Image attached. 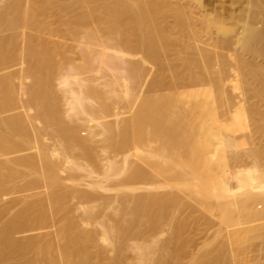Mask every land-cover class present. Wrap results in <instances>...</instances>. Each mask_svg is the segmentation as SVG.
Returning <instances> with one entry per match:
<instances>
[{"label": "bare ground", "instance_id": "obj_1", "mask_svg": "<svg viewBox=\"0 0 264 264\" xmlns=\"http://www.w3.org/2000/svg\"><path fill=\"white\" fill-rule=\"evenodd\" d=\"M175 1L0 0V264H238L245 244L263 238L264 161L257 162L250 127L264 138V105L250 100L254 76L243 73L255 66L254 75L264 74L250 55L264 53V17L262 27L253 21V6L264 14V3L253 0L255 13H244L254 16L240 31L234 20L235 30L222 23L220 33L214 9L218 23L210 12L199 15L219 34L240 32L230 43L213 39L224 42L214 41L218 49L237 45L227 48L225 65L208 46L215 29L203 32L208 44L177 35L199 23L202 0H191L200 5L194 10ZM132 50L152 58L161 84L170 78L174 90L146 92L144 75L153 71L144 73ZM140 180L151 187L132 193ZM175 189L202 206L213 227L217 218L218 242L194 240L196 224L187 236L197 207ZM12 191L22 193L3 202Z\"/></svg>", "mask_w": 264, "mask_h": 264}, {"label": "rangeland", "instance_id": "obj_2", "mask_svg": "<svg viewBox=\"0 0 264 264\" xmlns=\"http://www.w3.org/2000/svg\"><path fill=\"white\" fill-rule=\"evenodd\" d=\"M171 1H175V0H171ZM183 1H184V2H183ZM231 1H232V0H202L203 3H201V8H200V5L198 6V3H195V2L192 1L193 4H191V0H190V1H189V0H182V2H183L184 4L187 2V6H188V7L193 5L191 8L195 7L196 4H197V6L200 8V10H199L198 12H197L196 10H195V11H196V13L198 14V17H199V15H200V16H202V18L199 17V23H196V25L194 24V25H195V28L198 27V29H199V27H203V29H202V28H200V29H202V30L208 29V30H206V31H202V30H201V32H200L198 29L195 30V28H194V29H193V28L191 29V27H190V29L187 28V30L192 31V32H190V33H191V37L188 36V35L190 34L189 32H188V33H189V34H188V33H185V32H187V31H183V30H182L183 32H179L177 35H178L182 40H187V38H188V40L190 41V38H193V39H191L192 42H194L195 40H197V39H195L194 37H197L198 40H200L201 36H202V38H203V36H204V38H205V42H207V44L209 43V42H208L209 40H210V41H213V39H216V38H220V40H221V38H227V39H228L227 42L230 43L229 38H231V41H232V40H234L235 38H238V37H239L238 35H237V37H236L234 34H235V33L237 34V33L240 31V30H239V28H240L239 26H240V24H242V22L246 21V20H244V19L247 17L246 19H247V21H248V19H251V17L254 16V14H253V16H251V17L247 15V14L250 13L249 10H251V9H253V8H254V10L256 11V13L253 12L254 10L251 11V13H252V12L255 13V16H254V17H255V20H254V18H253V21H254V22L256 21V22L259 24V25L256 24V26H259V27H260V26H261V27L263 26V25H261V24L264 23V21H263L262 23H259V21H262V20H263V18H260V17H264V14L259 13V12H258L259 10H256V9H255V6H253V8H250V4L253 3V0H240V1H239V0H234L235 2L232 1V3L229 4V2H231ZM238 1H239V2H238ZM249 1H252V2H251V3H245V2H249ZM255 1H256V0H255ZM175 2H177V3H182L181 0H176ZM236 2H237L238 4H237ZM241 2H242V3H241ZM243 2H244V3H243ZM234 3H235V4H234ZM261 3H264V0H263L262 2L260 1V3H259L258 0H257L256 5H259V4H261ZM236 4H237V5H236ZM242 4H243V5H242ZM245 4H246V5H245ZM253 4H255V3H253ZM223 5H224V7H222ZM226 5H227V7H225ZM229 5H230V6H229ZM231 5H234V7L232 6V7H233V8H232ZM261 5H262V4H261ZM261 5H260V7H261L262 9L260 8V11H261V12H264V11H262V10L264 9V8H263L264 5H262V6H261ZM185 6H186V5H185ZM197 6H196V7H197ZM213 6H214V8H213ZM219 6H220V7H219ZM237 6H238V7H237ZM240 6H241L242 8H241ZM243 6H244V7L246 6L245 9H243V8H244ZM247 6H248V7H247ZM198 7H197V8H198ZM215 7H216V8H215ZM239 7H240V8H239ZM251 7H252V6H251ZM256 7H257V6H256ZM191 8H190V9H191ZM197 8H195V9H197ZM217 8H218V9H217ZM221 8L223 9V12H222L221 15H220V12L222 11ZM224 8H227V9H224ZM247 8H248V10H247ZM258 8H259V7H258ZM208 9H209V10H208ZM212 9L215 10V11H214L215 14H217V13H218V14H217V15L213 14V10H212ZM216 9H217L218 11H216ZM219 9H220V11H219ZM233 9H234V11H233ZM235 9H236V10H235ZM238 9H240V10H239L240 12H238L239 15H238L237 12H236V11H238ZM191 10H192V9H191ZM193 10H194V8H193ZM193 10H192V11H193ZM225 10H226V11H225ZM231 10H232V12H231ZM245 10H247V14H245V13H246ZM195 11H194V12H195ZM200 11H201V12H200ZM204 11H205V12H204ZM248 11H249V12H248ZM199 12H200L201 14H199ZM209 12H210V13H209ZM228 12H230V13H228ZM244 12H245V13H244ZM257 12H258L260 15L257 14ZM204 13H205V14H204ZM208 13H209V17H212L211 19L208 17L210 20H212L213 17H214V20L211 21L212 23H213L215 20H217V18L219 17L218 22H221V23L218 25V24H217L218 22L215 21V22H217V23L214 24V25H218L217 27H216V26H215V27L220 31V33H221L222 30L219 29V26H221L222 23L224 24V26H226V24H228V25L231 27V29H233V27H235V25H236V22H235V21H241V23H240V22H237V25H238V29H237V30H239V31L235 32L234 34H233L234 31L231 32V34L234 35L235 38H234L231 34H229L230 31L225 32V33H228V36H225L224 34H223V35H222V34H219V31H217L216 28H213L214 26H213L212 28H209V27H211V24L209 25V24H208L209 22H208V23H207V22L204 23L205 20H206V18H207L206 15H207ZM224 13H225V14H224ZM227 13H228V15H226ZM251 13H250V14H251ZM197 14L194 13L195 16H196ZM203 14H204V16H203ZM210 14H211V16H210ZM230 14H232V15H230ZM234 14H235V15H234ZM256 14H257V16H256ZM212 15L217 16V18H215V16H212ZM218 15H219V16H218ZM222 15H223L224 17H223ZM225 15H226V16H225ZM236 15H237V17H236ZM244 15H245V16H244ZM220 16H221L223 19L220 20V18H221ZM204 17H205V20L201 23V22H200V18H201V20H203ZM229 17H230V18H229ZM244 17H245V18H244ZM249 17H250V18H249ZM208 18H207V19H208ZM228 18H229V19H228ZM258 18L261 19V20H259ZM173 19H174V18H172V20H171V18H170L171 21H173ZM193 19H194V22H195V18H193ZM193 19H192V20H193ZM225 19H226V20H225ZM227 19H228V20H227ZM230 19H231V20H230ZM239 19H240V20H239ZM219 20H220V21H219ZM234 20H235V21H234ZM251 20H252V19H251ZM222 21H223V22H222ZM249 21H250V20H249ZM173 22H174V21H173ZM192 22H193V21H192ZM192 22H191V23H192ZM194 22H193V23H194ZM197 22H198V21H197ZM215 22H214V23H215ZM233 22H234V23H233ZM251 22H252V21H251ZM251 22H250V23H251ZM256 22H255V23H256ZM193 23H192L190 26L193 27V26H194ZM233 24H235V25H233ZM253 24H254V23H253ZM200 25H201V26H200ZM203 25H204V26H203ZM212 25H213V24H212ZM254 25H255V24H254ZM206 26H207V27H206ZM204 27H205V29H204ZM227 27H228V26H227ZM227 27H226V28H227ZM230 27H229V28H230ZM263 28H264V26H263ZM263 28H261V29L264 31ZM209 29L213 30V31H211V32H214V31L216 30V31L214 32V34L217 35V36H213V34H212V36H211V34L208 33V34H207L208 36L205 34V35L207 36V38H206V36L203 35V32H204V33H207L208 31L210 32ZM214 29H215V30H214ZM185 30H186V29H185ZM233 30H235V29H233ZM241 30H242V29H241ZM198 31H199L201 34H198V35H197V32H198ZM231 31H232V30H231ZM216 32H217V33H216ZM239 33H240V32H239ZM1 34H4V33H3V32H0V35H1ZM187 34H188V35H187ZM209 34H210V35H209ZM218 34L221 35L222 37H221V36H218ZM194 35H195V36H194ZM196 35H197V36H196ZM200 35H201V36H200ZM226 35H227V34H226ZM229 35H231V36H229ZM239 35H240V34H239ZM199 36H200V37H199ZM210 36H211V39H212V40L209 39ZM212 37H213V38H212ZM214 37H216V38H214ZM228 37H229V38H228ZM232 37H233V39H232ZM204 38H203V39H204ZM207 39H209V40H207ZM263 39H264V33L262 34L261 38L259 39L260 41H259V40H258L259 42L257 41V42H258V45H259V43H260L261 47H263V45H264V43H263V42H264ZM220 40H219V42H218V40H214V41H216V43H217V42H218V43H221ZM202 41H203V45H204V44H205V43H204V40H202ZM214 41L212 42V43H213L212 45H211V42H210V45L208 44V46H211V48H212V47H213V48L215 47V49H214L212 52H214L215 55L218 53V54H217V55H218V59H219V60L224 59V60H221V62H222V61L225 62L224 64L226 65V64L228 63V61H227V57L224 56V55H227V52H228L227 48H229V49L231 50V48L229 47L230 45L233 46V47H234V46L236 47L237 45H232L233 42H231L232 44L229 45V44L226 42L229 46H228L227 48H224L226 44H224V45H223L224 47H223L221 44H223L224 42H222V43L220 44L221 46H219L220 49H218V46H216V44H215ZM222 41H226V39H225V40L223 39ZM235 41H237V40H235ZM261 41H263V42H262L263 44L261 43ZM257 42H256V43H257ZM71 43H72V42H71ZM218 43H217V45H218ZM234 43H236V42H234ZM256 43H255L254 46L257 48L258 45L256 46ZM201 44H202V43H201ZM214 45H215V46H214ZM254 46H253V49H251V50H253V51L249 50V51L247 52V50H245V52H247V55H248V56H246V53H245L244 51H243V52H244L245 54H243V52H242V56H244V58H245V56H246V57H248V59H249V60L246 59V60H247L246 62H248V63H247V66L249 65V61L251 60V59H250L251 57H252V60H251L252 63H253L254 58L256 59V61H258V64H261V65H262V62L264 63V61L262 60V59H263L262 56H264V53H263V55H262V53H259L261 50L254 49ZM233 47H232V48H233ZM235 47H234V48H235ZM258 47H259V46H258ZM234 48H233V49H234ZM224 49L227 50L225 54H223V52H222V51H225ZM263 49H264V47H263ZM211 50H212V49H211ZM230 50H229V51H230ZM256 50H258V52H256V54H253V56H252V54L249 53V52L252 53V52H254V51H256ZM132 51H133V52H132L131 57L128 55L131 59H132V58H137V57H138V59H139V57H141V56H140L141 54H139V53L137 52V53H136L137 55H136V54L134 53V50H132ZM135 51H136V50H135ZM137 51H138V50H137ZM218 51H221L222 54H221V53L219 54ZM262 51H263V50H262ZM262 51H261V52H262ZM139 52H140V51H139ZM130 53H131V52H130ZM140 53H143V52H140ZM254 53H255V52H254ZM258 53L261 55V58H262V59L260 58L261 61L258 59V57H259V54H258ZM145 54H146V53H145ZM145 54L143 53V56H142L139 60H140L141 62L143 61L146 65L149 64V65H148L149 67H148V66L146 67L145 64H143V65H142V66H143V71H144V73H146L147 70H148V72H149V71H150V72L153 71L152 74H151V73H148V75L150 74V77L147 75V73H146V75H144V76L147 78L146 82H148V83L145 84V86H146L145 91H146V92H149V91H154L153 89H156V91H157V92L155 91V92H156V95H154L155 92H154V93L152 92V93H153L152 95H153L154 97H157L158 95L163 94V93H169V92L173 91V90H174V87L176 86L175 83L172 82V81L170 80V78H168V80H167L168 82L166 83V85H162L161 82L159 81V76H158V74H157V72H158V71H157L158 67H157L156 62H155L152 58H151L149 61H147L150 57H148V56L145 55ZM249 54L251 55V57L249 56ZM133 55H135V56L133 57ZM219 55H220V56H219ZM221 55H222V57H221ZM257 55H258V57H255V56H257ZM76 56H79V55L76 54ZM146 57H147V58H146ZM220 57H221V59H220ZM249 57H250V58H249ZM253 57H254V58H253ZM130 58H128V59H130ZM145 58H146V61L144 60ZM133 60H134V59H133ZM143 62H142V63H143ZM254 62H255V61H254ZM255 63H256V66H258V67L260 66V68H259L260 70H263V71H264V65H263V68H262L261 65H257V62H255ZM150 64H151V65H150ZM228 64H229V63H228ZM250 64H251V63H250ZM154 65H156V67H155ZM225 65H224V66H225ZM242 65H246V64H242ZM242 65H239V66H240V67H239V68H240V71H242V69L244 68V67L242 68ZM251 65H253V64H251ZM150 66H151V67H150ZM253 66H254V65H253ZM228 67H229V65H228ZM250 67H251V66H250ZM225 68L228 69L226 66H225ZM241 68H242V69H241ZM247 68H249V66L246 67V69H247ZM256 68H257V67H256ZM256 68H255V66H254V68L251 67L252 70H255V71H253V72H252L251 69L249 68L250 70H247V71H248V72L250 71V72H249V73H245L246 75L243 73V77L246 76L245 78H247V76H249L250 78H251L252 76L255 77V78L252 77L253 80L248 79V78H249V77H248L247 79L250 81L249 83L246 82L247 80H244L243 82L248 83V84H249L248 86H250V88H252V90H250V88H246V89H249V90H250V91L247 90V92L250 94V95H249V96H250V100H253L252 103L254 102V104H256V106H260V105H264V103H262V102H264V100H263L264 97L262 96V95H263V91H264V90H263L264 87L262 86V84H263L262 82H264V74H263V77H262V78H261V76H260V75H262V74H260L259 71H257V72L259 73V75H257V76L254 75V74H257V73H256ZM261 68H262V69H261ZM150 69H151V70H150ZM194 69H195V70L193 71V73L195 74V73H197V71H198L199 69H198V68H194ZM154 71H155V72H154ZM242 72H244V71H242ZM245 72H246V70H245ZM254 72H255V73H254ZM261 73H262V72H261ZM95 74H96V73H95ZM142 74H143V73H142ZM155 74H157V75H155ZM248 74H249V75H248ZM250 74H251V75L253 74V75L250 76ZM92 75H94V73H93ZM153 75H154L155 77H153ZM151 77L154 78L153 80H154L155 83L153 82V80H152ZM146 78H145V79H146ZM245 78H244V79H245ZM143 80H144V79H143ZM141 81H142V79H141ZM259 81L261 82L260 86H262L263 88L260 87V86H258L259 84L256 85V86L261 88V89H260L261 92L259 91V89H258L257 87H256L257 89L255 90V87H254L255 84H257V82H259ZM151 82H152L153 85H152V88L150 89V87H151ZM253 82H256V83H254V85H251L250 83L253 84ZM246 83H245V86H244V87H246ZM139 84H140V83H139ZM147 85H148V86H147ZM149 86H150V87H149ZM154 86H155V87H154ZM164 86H165V87H164ZM172 88H173V89H172ZM138 89H139V88H138ZM147 89H148V90H147ZM163 89H164V90H163ZM170 89H171V90H170ZM158 92H159V93H158ZM258 92H259V93H258ZM150 93H151V92H150ZM251 95H252L253 99L251 98ZM254 96H255V98H256V96L261 97L260 99L262 100V102H260V101L258 100V98H257L258 101H257V100H254V99H255ZM262 97H263V98H262ZM255 101H256V102H255ZM258 104H259V105H258ZM260 107H261V108H260ZM260 107H258V108L262 111L261 115H262V114L264 115V113H263V108H264V106H260ZM128 109H129V108H128ZM261 111H260V112H261ZM126 114H127L129 117L131 116V113H130V112H127ZM127 115H126V116H127ZM263 115H262V117H263ZM259 116H260V114H259ZM260 119L262 120L261 117H260ZM263 119H264V118H263ZM261 120H260V122H261ZM262 121H263V120H262ZM250 122H251V121H250ZM250 122H249V124H251ZM261 123H262V122H261ZM251 129H252V133H251V135H252V139H253L254 143L257 142V145H258V146L255 145V149H254V153H255L256 155H258V157H257V160H258V161H257V160H256V161H257L258 163L260 162L259 164H261V160L264 161V159H263V158H264V157H263V154H264V138L261 137V135H259L260 133L254 132V131H255V130H254V126L250 127V130H251ZM44 131H45V130H44ZM85 132H86V130H84V131L82 130L81 133H82V134L84 133V136H86L87 134H86ZM253 132H254L255 134H254ZM45 133H46V132H45ZM46 135H47V134H46ZM47 137L49 138L50 136H45V134H44V138H46V140H45L44 138H43V139L45 140V142H47L48 140H50L49 142H51V139H52V138L50 137L51 139L49 138V139L47 140ZM257 137H258V138H257ZM260 137H261V138H260ZM254 139H255V140H254ZM259 140H260V141H259ZM47 143H48V142H47ZM51 143H52V142H51ZM259 143H260V144H259ZM255 144H256V143H255ZM208 145L212 146V144H208ZM256 146H257V148H256ZM258 151H259V152H258ZM256 152H258L260 155H262V158H261L260 155H259L258 153H256ZM254 153H253V154H254ZM261 153H262V154H261ZM253 156H254V155H253ZM255 157H256V156H255ZM255 157H254V158H255ZM259 157H260V160H259ZM244 158H246V162H247V164H248V163H252V161H253V159H251L250 157H247L246 155L244 156ZM254 160H255V159H254ZM138 162L140 163V162H142V161H141V160H137L136 163H138ZM214 162H219V161H218L217 159H215ZM246 162H245V163H246ZM253 162H254V161H253ZM139 163H138V164H139ZM142 163H144V162H142ZM262 163H263V162H262ZM145 164H146V165H145ZM145 164H142V166H144V168H145L147 171L150 170V172L153 173L152 169L149 168V167L147 166V163H146V162H145ZM250 165H252V164H250ZM261 165L264 166V163L261 164ZM22 168H23V167H21V169H22ZM148 179H150V178H148ZM151 179H152V177H151ZM144 180H145V179H144ZM144 180H140V181L138 182V185H139V184L141 185V186L139 185L140 188H141V187H144V189H143V188L140 189L139 186L136 185L137 183H136V182H133L132 185L135 184L136 187H135V186H134V187H135L136 189L134 190V189L132 188L133 186L131 185L132 187H130V188L128 189V192H129V190L132 188V190H130L132 193H133V191H134V192H135L134 194H141L142 192L144 193V192L148 191L147 189H148V187H151V185H152L151 183H154V182H155L154 184L156 185V181H155L156 178H154V177H153L154 182H153V180H151V183H149V184H151V185H147V183H146L147 181L145 182ZM146 180H147V179H146ZM141 181H142V182H141ZM149 181H150V180H149ZM21 182H22V181H21ZM144 182L146 183V187H147V188L145 187V183H144ZM22 183H23V182H22ZM41 188H42V187H41ZM41 188H40V189H41ZM37 189H38V190H36V192H37V191H38V192H41V191L44 190V188H43V190H41V191L39 190V188H37ZM136 190H137V191H136ZM160 190H164V189H160ZM175 190H177V189H175ZM33 191H34V190H33ZM140 191H141V192H140ZM177 191L179 192L180 195L184 196V193H183V192L180 193V192H181L180 190H177ZM198 191L201 192L200 190H198ZM131 192H130V193H131ZM21 193H22V192H21ZM21 193H20V192H17V193H16V192L12 191L11 194L9 193V195H6V196L4 197L5 199H6V198H7V199L5 200V199L3 198L2 201H3V202H6L7 200H10V199H12V198H15V196H19ZM23 193H25V192H23ZM15 194H16V195H15ZM17 194H18V195H17ZM8 197H9V198H8ZM184 197H186V196H184ZM186 199L188 200L187 197H186ZM2 201H1V203L3 204ZM189 201L191 202L192 200L189 199L188 202H189ZM190 204H191V209H192V211H193V209L195 208V205H196L197 208L195 209L194 212H195V215H197V214H198V215L196 216L197 219L195 218V215H194V216L192 215L193 217L190 216V220H189V221H190V223H191V222H192V223L190 224V227H189V229H187V231L189 230V231L193 232V229H192V228H193V226H195V224H196V226H195L194 230L197 229L198 227H199V229H198V231H197L198 233H196V234H195L196 231L194 232V234L191 233V232H190L191 234H189V231H188V235H187V236H189V235L191 236L192 234H193L192 237H193V236H196V235L199 236V237L196 236V239H194V240H197V238H199L200 241H202V242H200V241L198 240V243L200 242L201 244H202L203 241L206 240V239H209V240H211V241L214 240V241H213V244L216 243V242H218L219 240L216 239V241H215L214 237L219 238V235L221 236L222 233L219 234V235H217V233H216V232H218V231H216V228H218V225H217V224H218V220H217V218H216V217L213 218V221L215 222V223L213 222V224H214V227H213V226H212V223L210 224V222H209L208 220H206V216H205V214H203L204 212L207 213V211H206L205 209H203L202 206H200V205H198L197 203H195L194 201H192V203H190ZM192 206H193L194 208H193ZM189 208H190V207H189ZM191 209H186V211H187V212H188V210L191 211ZM196 210H197L198 212H196ZM191 213H192V212H191ZM201 216H202L203 219H201ZM191 218H192V219H191ZM193 218H195V219H194L195 221L193 220ZM198 218H199V219H198ZM215 219H216V220H215ZM197 220H199V221H197ZM196 221H197V223H196ZM201 221H202V222H201ZM198 222H199V223H198ZM200 222H201V223H200ZM203 222H204V223H203ZM216 223H217V224H216ZM192 224H194V225L192 226ZM198 224H199V226H198ZM203 225H205V226L203 227ZM164 226H165V225H164ZM191 227H192V228H191ZM165 228H166V227H165ZM201 228H203V230H201ZM50 229L53 230V227H51ZM210 230H211V231H210ZM217 230H218V229H217ZM187 231H186V233H187ZM202 231L205 232L204 235H205V237H207V238H201L202 236H204ZM200 232H202V234H201ZM186 233H185V234H186ZM198 234H199V235H198ZM207 234H209V236H208ZM223 234H224V232H223ZM200 235H201V237H200ZM215 235H216V236H215ZM167 236H168V234H166V232H165V233L162 235V238H163V237H167ZM190 236H189V237H190ZM185 237H186V236H185ZM209 237H210V238H209ZM221 237H223V236H221ZM221 237H220V238H221ZM224 237H225V236H224ZM190 238H191V237H190ZM194 238H195V237H194ZM212 238H213V239H212ZM224 239H225V238H224ZM259 239H260V240H259ZM220 240H222V239H220ZM251 241H252V244L254 243V245L251 244L253 247H252L251 245L249 246V245L245 244V245L247 246V248H243L242 251H241V252L244 253V254L240 255V257H242V258H241L242 260H240V261H241V264H257L256 261H257V258L259 257V255L256 256V253H257V254H258V253H259V254L264 253V250H263V249H264V236H263V238L259 236V237H257V238H254V239L251 240ZM190 242H191V241H190ZM191 243H192V242H191ZM191 243H189V244H190V249H191V248L193 249L194 247H193V245L191 246ZM195 243H196V242H195ZM192 244H193V243H192ZM201 244H200V245H201ZM195 245H196V244H195ZM198 245H199V244H197L196 247H199V246H200V245H199V246H198ZM246 246H245V247H246ZM257 247H258V248H257ZM204 248H205V247H202V246H201L200 249H201V250H204ZM251 248H253V249L255 248V249H254L255 251H254L253 249H251ZM262 248H263V249H262ZM188 249H189V248H188ZM190 249H189V250H190ZM198 249H199V248H197L196 250H195V249H193V250L197 251ZM249 249H250V250H249ZM257 249H258V250H257ZM261 249H262L263 252H261ZM253 251H254V252H253ZM187 253H188V252H187ZM187 253H186V252L184 253V255H185V254H186V255L184 256L183 259H185L186 256L188 257L189 254H187ZM189 253H190V252H189ZM191 253H192V252H191ZM253 254H255V255H253ZM189 256H190V255H189ZM253 256H254V258H253ZM255 256H256V257H255ZM187 257H186V259H187ZM190 258H191V257H188V259H187V260H184L183 262H185V261H186V263L189 262ZM252 258H253L254 260H253ZM250 260H251V261H250ZM252 260H253V261H252ZM255 260H256V261H255ZM240 261H238V262H239L238 264H240ZM254 261H255V262H254ZM247 262H248V263H247Z\"/></svg>", "mask_w": 264, "mask_h": 264}]
</instances>
